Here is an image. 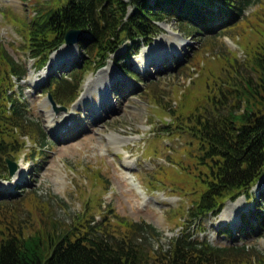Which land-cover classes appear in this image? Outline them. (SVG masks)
Instances as JSON below:
<instances>
[{"label": "rangeland", "instance_id": "1", "mask_svg": "<svg viewBox=\"0 0 264 264\" xmlns=\"http://www.w3.org/2000/svg\"><path fill=\"white\" fill-rule=\"evenodd\" d=\"M62 1L0 0V44L27 69L25 78H14L18 84L13 89L29 124L16 136L20 149L11 156L15 172L7 170L6 177H0V213L12 217L16 231L25 234L51 228L52 219L66 227L102 225L118 234H123L125 223L142 222L158 232L139 236L153 248H167L171 238L184 231L216 246L245 245L255 253L251 264H264V228L254 220V232L241 238L237 231L241 213L254 208L252 198L228 199L221 213L204 218L203 229L189 220L187 210L200 191L195 190L197 142L180 119L209 109L208 98H222L220 89L232 93L229 80L236 72L254 77L245 63L264 41V0H250L234 25L214 32L191 34L174 19L160 21L161 31L150 44L123 57L132 75L109 59L85 75L73 104L55 110L51 99L60 104L48 97L50 77L59 75L62 63L80 61L85 53L72 45L54 52L51 64L48 60L36 68L27 51V22L37 8ZM54 114L61 121L50 129ZM262 188L264 174L252 191L258 194ZM226 226L232 236L220 234Z\"/></svg>", "mask_w": 264, "mask_h": 264}, {"label": "trees", "instance_id": "2", "mask_svg": "<svg viewBox=\"0 0 264 264\" xmlns=\"http://www.w3.org/2000/svg\"><path fill=\"white\" fill-rule=\"evenodd\" d=\"M249 4L250 0H63L37 8L27 22V51L35 67L43 68L65 46L61 45L68 29L82 30L84 35L76 46L85 56L59 65L60 73L50 77L47 90L57 103L69 106L85 75L105 66L109 59L132 75L123 57L150 44L161 31L160 21L174 19L191 34L214 32L234 25ZM124 42L125 49H121ZM245 66L254 77L236 72L229 80L232 93L227 87L226 91L220 89L222 98H208L209 109L205 106L202 113L194 111L180 118L184 131L197 142L195 180L200 187L195 190L200 191L187 210L189 220L203 229L204 218L221 213L228 199L245 195L256 203L241 213L237 227L241 238L255 231L254 220L257 227L264 228V188L258 194L252 191L264 174V41ZM26 73V67H19L0 44V177H6L5 157L11 159L20 149L16 136L29 125L13 89L18 84L14 78L19 81ZM38 130L44 142V131ZM11 218L0 213V264H248L255 254L245 245L216 246L184 231L171 238L167 248H153L139 236L158 232L142 222L125 223L123 234H118L102 225L66 227L52 219L51 228L25 234L16 231ZM224 228L220 234L233 235L230 227Z\"/></svg>", "mask_w": 264, "mask_h": 264}, {"label": "water", "instance_id": "3", "mask_svg": "<svg viewBox=\"0 0 264 264\" xmlns=\"http://www.w3.org/2000/svg\"><path fill=\"white\" fill-rule=\"evenodd\" d=\"M83 32L82 30L80 29H68L65 34H64V43L63 45H68V46H71V45H75L77 44V42L79 41V39L83 36ZM48 97L51 98V95L48 94ZM51 103H52V106L55 110H61V109H65V106L64 105H60L59 107L57 106V104H55V102L51 99ZM5 164L7 166V169H8V173L10 175H12L16 168H17V163L13 160H11L10 158L8 157H5Z\"/></svg>", "mask_w": 264, "mask_h": 264}, {"label": "bare ground", "instance_id": "4", "mask_svg": "<svg viewBox=\"0 0 264 264\" xmlns=\"http://www.w3.org/2000/svg\"><path fill=\"white\" fill-rule=\"evenodd\" d=\"M72 46V45H71ZM66 47H68L69 48V46L68 45H65V46H63L61 49H59V50H57V51H55V53H58L60 50H63L64 48H66ZM64 54V53H63ZM55 55V54H54ZM54 55H52V57L54 56ZM106 74V73H105ZM106 89V85H104L103 86V90H105ZM61 116H56V114H54L53 115V117L49 120L50 122H52L51 123V125H50V129H54L58 124H59V122L61 121V118H60ZM112 138V137H111ZM116 138H118L117 136H116ZM115 138V139H116ZM114 139V138H113ZM117 140H119V139H117ZM116 140V141H117ZM121 142V141H120ZM127 160V159H126ZM129 161H127L126 163L127 164H129V163H131L132 161H131V159H128ZM127 178H128V180H129V182L137 189V191H138V193H140L141 194V197L144 199V200H146L147 199V197H146V194L145 193H143L142 191H141V189H140V187H138V185L133 181V179H129L130 177H128V176H126Z\"/></svg>", "mask_w": 264, "mask_h": 264}]
</instances>
